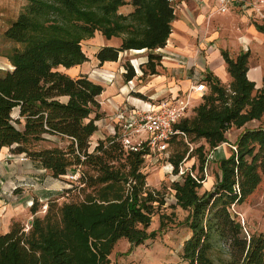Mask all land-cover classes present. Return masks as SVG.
I'll return each mask as SVG.
<instances>
[{"label":"trees","instance_id":"obj_1","mask_svg":"<svg viewBox=\"0 0 264 264\" xmlns=\"http://www.w3.org/2000/svg\"><path fill=\"white\" fill-rule=\"evenodd\" d=\"M18 16L4 31L17 43L9 55L12 69L0 68V149L24 153L39 161L51 176L66 180L58 197L50 198L38 215V202L29 207L28 225L13 221L0 234V264H108L116 241L131 244L154 238L147 231L155 206L164 204L146 184L141 167L148 146H125L121 134L99 139L92 150L90 137L101 117L97 97L101 84L86 74L72 77L57 67L69 68L89 58L83 41L100 32L106 39L119 37V46L105 45L94 54L99 63L116 61L119 52L153 51L165 45L175 18L169 0H25ZM131 5L128 13L119 12ZM264 33V22L255 24ZM230 77L228 85L211 71L203 74L208 87L201 101L174 124L167 148L180 143L182 151L170 158L177 173L185 154L213 150L227 142L225 132L235 126L229 155L218 159L219 173L208 190L198 193L203 176L185 172L171 187L176 205L188 211L183 223L190 236L184 240L180 260L162 264H264V233H245L231 206L244 202L264 177V128L245 127L264 113L262 85L247 76L249 51L231 57L220 50ZM159 56L148 53L146 67L155 72ZM135 69L125 63V80ZM143 98L141 94H135ZM16 111V116L12 112ZM55 135L65 145H37ZM204 140L198 146L191 143ZM200 170L205 156L199 154ZM77 191L79 197H71ZM44 206V205H43ZM163 221L160 220V227Z\"/></svg>","mask_w":264,"mask_h":264},{"label":"crops","instance_id":"obj_2","mask_svg":"<svg viewBox=\"0 0 264 264\" xmlns=\"http://www.w3.org/2000/svg\"><path fill=\"white\" fill-rule=\"evenodd\" d=\"M169 1L174 7L175 18L171 22V32L162 47L153 51L146 49L125 50L119 52L116 61H105L101 64L94 56L97 50L105 45L117 47L121 39L119 37L106 39L96 31L95 36L83 41L88 44V53L84 51L86 56L97 66L94 74L103 72L109 73L108 77H113L110 80L105 76L103 78L106 81L103 80V83H99L103 87V91L97 97L100 105V120L107 131L96 134V130L91 135L90 150L94 148L99 139L112 135L115 131H120L118 127H114L122 124L121 115L153 108L164 100L184 96L191 86L203 83L204 72L211 71L222 81L228 79L226 65L220 52L221 49L226 50L222 47L226 45L223 36L232 35L235 38V40H231L234 46L244 42L248 43V41L252 42V33H245L240 29L237 32L234 26L235 15L244 14L252 18L249 15V10L246 11L235 6L229 12L219 14L215 11L217 0ZM25 3V0H0L1 69H12L9 55L18 45L7 39L4 36V31L18 16ZM131 10L132 6L129 4L119 8V12L122 13H128ZM221 19L228 22L223 23L220 21ZM252 19L256 22L260 21ZM252 31L256 32L255 36L258 40L264 37L255 28V24ZM149 52L159 56L154 73H151L146 67ZM87 61L69 68L59 66L57 69L72 77L86 74L89 79L96 82L95 75L90 73L88 67L80 70V67ZM125 63H130L135 69V76L130 80L124 78ZM76 68L78 70L73 73L72 70ZM247 76L250 80H255V87L259 88L262 85L263 68L260 64L256 67H249ZM204 87V92H206L207 86ZM204 92L190 91L194 106L201 101ZM137 93L141 94L143 98L137 97L135 95ZM128 107H130V111L126 110ZM98 121H95L96 125ZM241 130L242 128L239 132ZM56 137L55 135H45L48 140L45 146L60 144L61 139L59 137L56 139ZM12 154L8 147L0 149V234L7 232L13 221H20L27 214L33 200L45 201L58 197L66 187L64 178L51 176L49 170L43 168L39 161L29 157L19 160L16 154L11 158ZM14 185L15 188H13ZM29 222L30 219H28Z\"/></svg>","mask_w":264,"mask_h":264},{"label":"rangeland","instance_id":"obj_3","mask_svg":"<svg viewBox=\"0 0 264 264\" xmlns=\"http://www.w3.org/2000/svg\"><path fill=\"white\" fill-rule=\"evenodd\" d=\"M235 17V31L239 32L238 29H240L242 30V32L252 33V42L248 41V43L244 42L234 46L231 40H235V38L230 34H226V36H223L226 45L222 47L229 52V55L231 57H235L241 50H248V66L256 67L260 64V66L263 68L264 74V37H262L261 40H258V38L255 36L256 32L252 31L254 24L263 23L264 20L256 22L252 18L245 16L244 14L235 15ZM220 21L223 23L228 22L224 19H221ZM259 33L264 36V33ZM82 46L83 50L88 53V44L83 42ZM87 67L89 68L91 74H94L96 72L94 70L97 68V66L92 63L91 59L84 63V65L80 67V70ZM77 70V68L73 69L72 72L74 73ZM94 75L95 77H93L95 78V81L97 83H103V80L106 81V79H104L105 76L108 77L109 73L102 72L96 73ZM112 75L114 76V74ZM108 78H110V80L113 79V77ZM221 82L224 85H228V83L230 82V77H228V79L226 80H221ZM206 92H208V87ZM193 107L194 105L192 102V107L187 112L189 116L192 115ZM126 110L130 111V107H128ZM12 116H16L15 110L12 112ZM100 119L101 118L97 119L99 120V125L97 124L98 129L95 132L96 134L107 131V128L104 127V124L101 123L102 120ZM121 120H123L122 124L116 125L114 128L118 127V129L120 130L119 132L123 133L124 124L126 121L124 118H121ZM244 126L250 128L260 126L264 128V113L259 119H254L250 122H247ZM241 128H243V126L240 128L231 126L225 132L227 142L219 144L213 150H209L208 145L205 144L202 152H193V154H191L190 156H188V153L185 154L183 161L179 165L177 173L173 172L170 158L175 156V152L178 151L180 153L182 151V145L180 143H173L172 145H169L166 150H153L147 154L141 167L142 172L146 174V184L150 188V190L157 191L158 196L162 197L164 200V204L155 206L154 212L151 216V222L149 224V227L147 228L148 232L156 230L155 237L146 239L143 243L140 244H131L125 238L118 239L108 256V264H162L177 262L180 260L183 242L190 236L189 228L183 223V220L188 214V211L176 205V199L174 197V191L172 190L171 184L175 180L182 181L184 173L190 172V175L195 179L203 176V179L199 180L202 185L198 189V193H202L204 190L210 189L215 182L216 176L219 173L218 159L229 155L230 149L232 148L231 146L234 143V140L236 139V136ZM201 143H204V140H199L194 144L191 143L192 145L189 146V150L191 149V147L198 146ZM39 144L45 145L46 142H37V145ZM65 144L66 141L64 140L62 143H60V145ZM200 153L205 156V162L202 171L199 169ZM15 154L17 157V153H13L10 157L13 158ZM64 179L68 180L67 176L64 177ZM71 197L72 199L79 197L78 192L73 191L71 193ZM37 202V214L42 215L44 213L43 210L44 206L47 203V200H38ZM231 211L235 213L237 218L240 220L245 233H264V177L262 178L257 188L254 190V192L250 196H248L244 202L231 206ZM31 218L32 214L30 213V211H28L20 221L23 226H26L28 225V219L31 220ZM160 220L163 221L162 227H160Z\"/></svg>","mask_w":264,"mask_h":264},{"label":"built area","instance_id":"obj_4","mask_svg":"<svg viewBox=\"0 0 264 264\" xmlns=\"http://www.w3.org/2000/svg\"><path fill=\"white\" fill-rule=\"evenodd\" d=\"M235 6L246 11L249 10V15L255 20H264V0H217L215 11L225 14ZM204 86V83H198L196 86H191L182 97L170 98L153 108L121 115L120 118H124L126 121L123 133H120L123 144L136 150L145 143L149 148V153L153 150H166L167 140L176 132L174 124L184 117L192 107L190 91L204 92ZM17 156L19 160L27 158L24 153H19ZM77 178V171L67 175V179L71 181H75ZM15 187L14 185L13 188Z\"/></svg>","mask_w":264,"mask_h":264}]
</instances>
